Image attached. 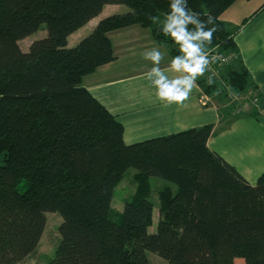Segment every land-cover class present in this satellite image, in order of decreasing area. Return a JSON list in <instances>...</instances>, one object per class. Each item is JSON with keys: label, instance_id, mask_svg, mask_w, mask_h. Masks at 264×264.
Returning <instances> with one entry per match:
<instances>
[{"label": "trees", "instance_id": "1", "mask_svg": "<svg viewBox=\"0 0 264 264\" xmlns=\"http://www.w3.org/2000/svg\"><path fill=\"white\" fill-rule=\"evenodd\" d=\"M236 1L187 4L203 20L211 15L218 28L203 52L233 56L219 70L220 81L198 84L219 96L253 88L247 108L259 92L234 37L264 3L230 26L220 16ZM169 2L0 0V264H20L35 252L46 212L62 219L46 264H149L146 252L168 264H264V172L251 186L210 151L212 124L126 145L123 126L82 86L84 76L115 59L107 36L115 30L147 28L172 58L180 56L179 45L161 31ZM107 5L128 11L101 19L67 47L68 37ZM42 25L46 36L22 51L19 42ZM244 112L257 117L254 110ZM130 168L137 171L135 192L113 222V190ZM150 177L176 186L175 194L169 188L158 193L154 234L148 233Z\"/></svg>", "mask_w": 264, "mask_h": 264}, {"label": "crops", "instance_id": "2", "mask_svg": "<svg viewBox=\"0 0 264 264\" xmlns=\"http://www.w3.org/2000/svg\"><path fill=\"white\" fill-rule=\"evenodd\" d=\"M123 7L105 6L100 15L68 37L67 47L77 45L101 19L127 12ZM228 10L220 19L230 26L239 25L251 15L237 20ZM107 36L115 59L84 76L82 86L123 126L124 143L131 145L212 124L207 147L254 186L264 172V9L246 22L234 37L238 56L259 92L258 98L250 104L251 110L245 105L250 103L253 88H248L246 95L219 96L216 91L207 95L198 84L199 80H209L205 73L197 77V86L182 104L159 100L153 84L155 77L151 76L153 67L160 68L169 80L185 75L171 70L173 58L168 49L156 44L149 29L139 26L115 30ZM152 51L162 55L159 65L145 59V54ZM221 97H225L224 100ZM244 109H258L262 114L259 111V116L254 118Z\"/></svg>", "mask_w": 264, "mask_h": 264}, {"label": "clouds", "instance_id": "3", "mask_svg": "<svg viewBox=\"0 0 264 264\" xmlns=\"http://www.w3.org/2000/svg\"><path fill=\"white\" fill-rule=\"evenodd\" d=\"M189 25L194 31L189 30ZM212 25L211 27H207ZM218 30L215 20L210 15L206 20L201 19L199 13L188 7L187 0H170L169 9L161 29L165 36L179 45L180 56L172 59L170 68L185 75L169 80L158 67H153L151 76L156 96L168 104H182L196 87V79L203 75L209 60L207 53L203 52L202 45L212 43L213 34ZM154 65H159L162 55L158 51L145 54ZM211 83V81H209Z\"/></svg>", "mask_w": 264, "mask_h": 264}, {"label": "rangeland", "instance_id": "4", "mask_svg": "<svg viewBox=\"0 0 264 264\" xmlns=\"http://www.w3.org/2000/svg\"><path fill=\"white\" fill-rule=\"evenodd\" d=\"M263 3L264 0H237L236 3L231 8H229L228 11H230L232 17L236 18L237 20H241V18H243L244 16H249L254 11H256L260 6H262ZM123 8L126 9L125 7ZM46 34V27L42 25L36 33L19 42L21 50H26L31 42L44 38ZM221 83L224 84L223 81H221ZM246 94V92L242 93V95ZM224 98L225 97H221L220 99L224 100ZM230 102H232V100ZM234 103L235 101L232 102V104ZM246 104L249 105V102H247ZM249 107L252 108L253 106L250 105ZM255 111L258 112V114L256 113L257 116H259L260 112L262 114V111L258 109H255ZM136 172L137 171L133 168L128 169L125 172L122 180L113 190L111 200L112 212L110 214V219L113 222L118 221V216H116L115 213H119L122 211L124 204L131 199L135 192L136 184L133 182L132 177ZM150 184L151 193L149 200L154 206V212L152 225L148 228V233L154 234L156 230V224L158 222V193L164 188H169L172 193L175 194L176 186L157 177H150ZM19 191H23L22 186L19 187ZM44 217L46 220V224L38 247L33 254L27 257L20 264H46L49 260L52 259L54 251L60 240L58 228L62 223V219L59 214L50 212H46L44 214ZM146 257L149 264H168L166 260L151 252H146ZM234 263L245 264L241 259H235Z\"/></svg>", "mask_w": 264, "mask_h": 264}, {"label": "built area", "instance_id": "5", "mask_svg": "<svg viewBox=\"0 0 264 264\" xmlns=\"http://www.w3.org/2000/svg\"><path fill=\"white\" fill-rule=\"evenodd\" d=\"M209 60V64L205 70V74L208 79L211 81H220V73L219 70L223 65L228 64L233 59L232 55L225 56L221 53L216 52V50L206 51Z\"/></svg>", "mask_w": 264, "mask_h": 264}]
</instances>
